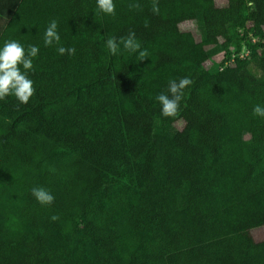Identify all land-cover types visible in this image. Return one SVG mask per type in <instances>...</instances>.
Here are the masks:
<instances>
[{"label": "trees", "instance_id": "1", "mask_svg": "<svg viewBox=\"0 0 264 264\" xmlns=\"http://www.w3.org/2000/svg\"><path fill=\"white\" fill-rule=\"evenodd\" d=\"M225 1L0 0V46L39 47L29 101L0 100V264H264V0ZM52 19L75 54L43 45ZM130 32L143 61L105 46ZM185 76L163 117L155 97Z\"/></svg>", "mask_w": 264, "mask_h": 264}, {"label": "clouds", "instance_id": "2", "mask_svg": "<svg viewBox=\"0 0 264 264\" xmlns=\"http://www.w3.org/2000/svg\"><path fill=\"white\" fill-rule=\"evenodd\" d=\"M96 10L99 14L105 16L115 15L114 0H95ZM158 9L153 6V12ZM58 23L56 19L50 20L43 33V45L45 47L57 45L56 51L59 55L75 54L73 47H64L60 45V34L57 31ZM108 52L112 56L122 54L127 50L130 54H135L139 61L147 57V51L141 48L136 41L135 33L130 32L127 37H115L104 41ZM121 45L123 49H121ZM39 47L37 45H28L27 49L17 40L4 41L0 46V100L6 96L12 95L21 104H26L33 95V81L28 78V72L33 67V59L37 57ZM23 69V71L21 70ZM192 83L187 76L177 80L169 81L167 93H161L155 97L160 105V114L163 117L175 116L179 102L181 100L182 90ZM252 114L256 117L264 118V105L257 104L252 109ZM32 196L42 205H50L54 201V196L48 190L42 187H33ZM57 217L53 215L51 220L55 221Z\"/></svg>", "mask_w": 264, "mask_h": 264}, {"label": "built area", "instance_id": "3", "mask_svg": "<svg viewBox=\"0 0 264 264\" xmlns=\"http://www.w3.org/2000/svg\"><path fill=\"white\" fill-rule=\"evenodd\" d=\"M258 40H259L258 36H254L250 31L247 32V40H246L247 42H250L251 44H255L256 42H258ZM249 54H250V49L247 47V45L246 46L243 45L240 50L231 49L230 54L228 55H226L224 52H220L216 56H214L212 60L223 64L220 67V70H221L224 67L229 66L232 63H234L236 59H239V60L246 59L249 56ZM206 63H207V66H204V67H208L211 65L210 60H208Z\"/></svg>", "mask_w": 264, "mask_h": 264}, {"label": "rangeland", "instance_id": "4", "mask_svg": "<svg viewBox=\"0 0 264 264\" xmlns=\"http://www.w3.org/2000/svg\"><path fill=\"white\" fill-rule=\"evenodd\" d=\"M215 3L217 6L223 7L225 6L226 1L225 0H215ZM244 28H248V26H245ZM179 29L181 31L192 33L195 36V38L199 40V33L197 31L196 25L193 22L191 21L183 22L179 25ZM252 234L255 239H264V225H258V227L252 231Z\"/></svg>", "mask_w": 264, "mask_h": 264}, {"label": "water", "instance_id": "5", "mask_svg": "<svg viewBox=\"0 0 264 264\" xmlns=\"http://www.w3.org/2000/svg\"><path fill=\"white\" fill-rule=\"evenodd\" d=\"M204 66H207V63Z\"/></svg>", "mask_w": 264, "mask_h": 264}]
</instances>
